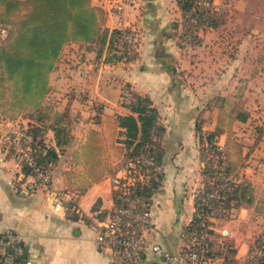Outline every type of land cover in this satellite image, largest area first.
<instances>
[{
    "label": "crops",
    "instance_id": "1",
    "mask_svg": "<svg viewBox=\"0 0 264 264\" xmlns=\"http://www.w3.org/2000/svg\"><path fill=\"white\" fill-rule=\"evenodd\" d=\"M156 1L159 0H116L115 4H121L124 9L119 13L113 8L114 0H91L93 6L100 8L104 2L105 5L112 3L111 11L105 6L102 8L104 21L99 34L103 30L110 32L122 28L119 25L122 21L127 23L122 25L123 28L130 25L128 28L137 30L139 45L134 60L105 62L108 36L104 45L100 42L70 41L61 49L47 87L50 89L48 94L51 93L52 97L57 95L52 102L55 106L52 115L65 116L71 140L67 146L60 148L53 130L49 128L45 131L48 137L44 140L45 146L54 148L58 155L50 170L54 187L39 185L29 190L25 186L29 177L21 170L16 158L0 150V232L8 233L9 241L16 239L22 243L26 253L25 264H124L119 261L114 249L102 247L96 241L103 222L112 215L114 208L121 205L116 203L118 191L113 189L112 179L124 174L123 166L128 153L122 141L124 129L116 128L113 137L109 138V171L103 178L95 181L89 178L85 157L89 133L98 130L105 132L107 137L110 130L106 126L107 117L129 114L130 110L124 104L132 93L151 98L163 126L159 143L164 172L160 187L147 198L152 221L150 225L137 227L136 230L168 250L173 251V247L178 250L181 246L180 234L194 212L190 185L199 178L197 169L204 163L195 151L197 148L190 143V130L184 131L187 127L179 119L178 114L186 110L173 113L168 110L173 95L171 73L167 69V39L173 38V34L165 31L160 9L155 7ZM71 57L75 61L67 71L73 77L68 83L72 89L64 97L55 92L64 89L59 87L63 82L56 78L64 69L65 60ZM244 59L245 55L242 64ZM48 94L43 96L42 106L48 103ZM19 123L30 124V121L29 118H22ZM222 134L219 137L221 144L222 137H225V133ZM65 148L81 154V159L66 158L63 155ZM76 165L77 172L74 170ZM81 180L84 186L79 189ZM201 180L196 181L195 187L201 184ZM240 180L250 187V202L233 207L235 211L229 219L219 221L221 219L216 216L218 223L214 224L216 229L227 226L235 231L234 237L228 240V246L233 250V259L239 264L245 261L250 239L254 238L250 227L245 226L252 217L249 206L255 203L264 205V194L257 193L254 187L257 182L250 177ZM260 184L264 187V183ZM61 188H68L66 197L73 205L70 209L56 212L51 204V194ZM261 229L264 232V222ZM152 234L153 237L150 236ZM212 234L216 236V230ZM5 247L6 244L0 247L1 254H4ZM156 261L154 255L147 254L143 262L135 264Z\"/></svg>",
    "mask_w": 264,
    "mask_h": 264
},
{
    "label": "trees",
    "instance_id": "2",
    "mask_svg": "<svg viewBox=\"0 0 264 264\" xmlns=\"http://www.w3.org/2000/svg\"><path fill=\"white\" fill-rule=\"evenodd\" d=\"M0 2L5 10L4 14H0V25H9L7 37L0 45V73L5 74L4 79L9 80L11 84L10 91L14 102L32 101L36 106V115L50 113L45 109L41 110L40 101L47 92V74L52 70L65 43L86 41L91 44L100 42L104 45L109 34L105 62L110 63L124 57L132 61L138 55L137 40L119 44L120 29H113L110 32L104 30L99 34L104 21V11L100 7L93 6L91 0H0ZM178 3L183 15L187 16V12L191 11L189 19L196 18L197 23L190 22L182 27L178 34H173V37L177 38V46L182 49L201 45L202 39L198 29L202 25L216 26L214 13L201 6L193 7L192 1L189 0H178ZM112 52L114 54H111ZM217 99L222 100V103L219 105L216 127L214 131L207 132L205 139L207 146L201 147V158L208 163L205 153L208 150H213L219 158L214 165L212 177L208 175L207 164L205 166L204 196L195 200L196 210L202 207L204 211L201 212L202 218L194 217L191 225L186 227L187 231L198 229L202 219L211 210L218 216L233 207L250 202L249 185L238 183L244 158L241 144L233 136V124L238 119L244 120V117L234 116L230 110L224 108V99L220 97ZM124 105L130 110L129 114L107 117L106 126L110 129L107 137L105 132L98 130H92L88 135L85 165L92 181L103 178L109 171L108 141L118 127L124 129L125 137L122 141L128 152L125 163L128 159L134 160L141 155L162 163L159 140L163 134V126L159 122V113L153 101L147 95L132 93L129 101ZM45 114L38 116L37 121L49 119ZM64 120V115L55 116L49 126L60 148L67 146L71 140ZM197 130L202 143L204 132L198 125ZM26 132L32 137V142L29 143L34 149L31 152L37 165L40 168L54 165L58 159L56 150L46 147L41 142L34 144L42 129L36 127L26 129ZM222 133L226 134V138L224 145L219 149L217 139ZM209 162L214 163V161ZM28 170L24 168L25 172ZM158 185L159 182L150 177L145 183L136 181L130 189L132 194L148 200L147 198L156 191ZM212 193L222 198L218 200L209 198L208 195ZM116 201L118 205L122 204L117 199V195ZM4 244L6 247L4 254L0 253V264H25L26 253L21 242L16 239L11 242L6 238L0 241V247ZM17 248L21 249L20 253L16 252ZM232 252L233 250L229 248V253ZM259 264H264V257L259 259Z\"/></svg>",
    "mask_w": 264,
    "mask_h": 264
},
{
    "label": "rangeland",
    "instance_id": "3",
    "mask_svg": "<svg viewBox=\"0 0 264 264\" xmlns=\"http://www.w3.org/2000/svg\"><path fill=\"white\" fill-rule=\"evenodd\" d=\"M133 1L140 2L141 0ZM190 1H192L193 7L201 6L203 9H208L210 12H213L216 18V26H200L198 34L202 39V43L199 46L180 49L176 44L177 38L167 39V69L171 73L172 81L170 88L171 94L173 95L172 99L169 100L168 110L170 113L176 110H186L178 114L179 119L187 127L184 131L190 130V133H188L191 140L190 143L194 144V147L197 148L195 151L199 153V158H201V147L207 146V141L205 140L207 132L215 130L214 124L219 113V105L222 103V100H218L217 97L223 98L225 109L230 110L234 116L244 117V120L238 119L233 124V136L241 144L242 156L244 158L238 183L241 181L240 178L250 177L257 182L254 184L257 193L264 194V187L260 184L264 183V0ZM115 2L116 0H114L113 8L116 6ZM111 4L106 3L105 5L104 2L102 6H105L107 10L111 11L113 9L111 8ZM156 5L155 7H159L161 18L165 22V31L169 34H178L182 27L190 24V22L194 21L197 23L196 18L189 19V14L192 13L191 11L187 12V16L183 15L178 0H159L156 1ZM4 12V5L0 2V14H4ZM125 22H120V27L123 28L122 25L127 24ZM128 26L130 25H127L124 29L133 34L134 39L137 40V44L139 45L138 33L136 34L137 30L128 28ZM4 29L6 30L5 33H3ZM8 30L9 25H0V45L5 41ZM68 43L70 42L65 44ZM108 45L109 35L107 39ZM111 54L114 53L112 52ZM244 55L246 57L244 59L246 63L243 62L242 64L241 61ZM72 61H75L74 57H71L70 60H65V67L59 75V78H56L63 82L62 85L57 86L64 89L61 91L55 90V92L64 97L70 94L72 89V85H68V83L73 77L67 71L68 67L73 65ZM129 61L131 60L124 57L121 60L113 62ZM51 72L47 74V83L49 82V78L51 79L53 77ZM4 76L5 74L0 73V150L7 151L16 158L21 170L29 177V180L25 182V186L29 188V185L33 181L32 170L30 166L25 164L20 152L25 150V148L31 149L32 152L34 151L30 145L32 137L29 141L28 139L27 141L24 140L18 135L19 130L33 129L36 127L42 129L43 132L38 134L34 144H45L44 140L48 138L45 136V131L50 128L49 126L55 118L52 115L53 107H55L52 102L57 95L52 97L51 93L48 94L50 89L48 90L47 87L45 95H49V100L45 105H41V110L45 109V111H50V113L49 115L45 113L36 115V106H34L32 101L24 100L22 102H14L10 91L11 84L9 80L4 79ZM50 82L52 84V80ZM44 114L49 116V119L44 118L43 121H37V117L43 116ZM22 118H29L30 124L19 123ZM176 119H178V116ZM197 125L204 132L202 143ZM10 134H12V138ZM27 134L30 135L29 133ZM220 135L218 136L217 142L219 141ZM222 138H224L222 139L223 144L220 143L221 141L217 143L219 148L224 145L226 134ZM61 151L63 150H59V152ZM205 153L207 158L206 162L208 163H205L201 158L204 166L199 165L197 169L199 171V178H197H202L201 184L195 187L197 179L193 181L189 189L190 191L193 189V216L196 214L195 192L203 185V179L206 177L203 171L209 168L208 175L212 177L214 165L219 158V155L214 153L213 150H208ZM63 155L66 158L72 157L76 160L82 157L81 154L75 153L73 149L69 148L64 151ZM84 156L85 154H83ZM209 161H214V163H210ZM206 164L207 167L205 168ZM24 168L29 169L28 172H25ZM47 168L51 170V165L47 166ZM74 170L77 172V165ZM162 175L160 176L158 188L161 185ZM80 182L78 187L82 189L84 182L82 180ZM39 185L47 186V188L54 187L51 179L46 183L39 182ZM67 189L61 188L53 190L58 195L60 194V196H66L68 194ZM69 200H66V204L67 208L70 209L73 203ZM249 207L251 208L252 217L249 219V224L245 226L250 227L251 232L254 233V238H251L249 243V250H251L253 247L258 248L261 245L264 247V232H261V224L264 222L262 221L264 220V205L255 203V205ZM234 211L232 208L228 212L220 213L218 218L221 220L219 221L229 219ZM217 221L216 218L215 223H218ZM150 236L153 237V234ZM213 241L215 245L216 240L213 239Z\"/></svg>",
    "mask_w": 264,
    "mask_h": 264
},
{
    "label": "built area",
    "instance_id": "4",
    "mask_svg": "<svg viewBox=\"0 0 264 264\" xmlns=\"http://www.w3.org/2000/svg\"><path fill=\"white\" fill-rule=\"evenodd\" d=\"M115 8L119 13L122 12L123 7L121 4H117ZM120 30L119 44L133 42L134 36L131 32L124 28H120ZM5 32L4 29L3 33ZM18 135L26 141L31 138V135H28L26 130L22 129L19 130ZM10 137L12 138V134H10ZM20 155L25 164L30 166L32 170L33 181L29 188H36L39 182L46 183L51 179L50 169L47 167L40 168L30 149L25 148L20 152ZM123 170L122 177L112 179V187L118 191L117 199L122 204L114 208L112 215L103 222L101 231L96 238L100 246L114 249L117 252L119 261L124 264L141 263L145 260L147 254L154 255L157 260L149 264H239L233 259V253H229L231 247L228 246V240L234 237V230L226 226L216 229L214 227L216 215L213 210L202 219L198 229L187 231L186 227L191 225L194 217L202 218L201 212L204 209L199 207L195 211V216L191 217L180 234L182 243L176 254L143 233L137 232V227H145L151 224L152 215L148 200L132 194L130 188L136 181L145 183L146 179L150 177L159 182L160 176L164 172V165L157 163L151 157L141 155L134 160L128 159ZM203 196L204 185H201L200 189L195 192V197L196 199H202ZM208 197L216 200L222 198L215 193L209 194ZM66 200V196H60L57 193L51 194V204L54 211L66 210ZM215 230L216 236L212 234ZM8 236V233L0 232V241L8 238ZM214 238L216 240L215 245L213 243ZM20 251V248L16 249L17 253H20ZM262 257H264V247H253L241 264H259V259Z\"/></svg>",
    "mask_w": 264,
    "mask_h": 264
},
{
    "label": "water",
    "instance_id": "5",
    "mask_svg": "<svg viewBox=\"0 0 264 264\" xmlns=\"http://www.w3.org/2000/svg\"><path fill=\"white\" fill-rule=\"evenodd\" d=\"M173 252H174V254H176V253H177V250H176V248H175V247H173Z\"/></svg>",
    "mask_w": 264,
    "mask_h": 264
}]
</instances>
